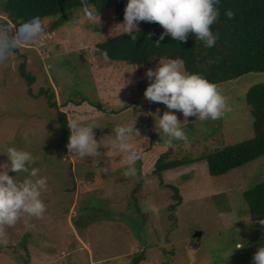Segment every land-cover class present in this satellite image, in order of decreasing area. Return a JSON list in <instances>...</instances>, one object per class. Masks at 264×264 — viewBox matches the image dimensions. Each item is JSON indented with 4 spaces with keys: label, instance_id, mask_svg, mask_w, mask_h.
Segmentation results:
<instances>
[{
    "label": "rangeland",
    "instance_id": "rangeland-1",
    "mask_svg": "<svg viewBox=\"0 0 264 264\" xmlns=\"http://www.w3.org/2000/svg\"><path fill=\"white\" fill-rule=\"evenodd\" d=\"M4 1L0 0V33L17 39L11 55L0 62V164L7 162L9 147L28 151L48 186L41 196L46 205L43 217L29 221L34 227L21 220L0 237V264H133L142 252L147 258L141 264H251L264 236L250 218L244 193L264 182V156L218 178L209 175L201 159L253 137V115L245 96L264 83V73L217 85L227 98L220 119L189 117L184 122L183 114L173 110L184 122L188 140L178 141L167 158L189 163L164 172L161 183L151 171L169 149L147 113L159 108L162 116L168 109L138 99L134 107L116 114L112 88L122 85L112 86L109 79H121L126 67L109 72L96 58L97 44L116 29L115 20L76 9L60 28H52L55 19L47 18L19 30L4 12ZM24 61L36 77L31 87L19 73ZM150 68L129 66L128 76L138 75L140 88ZM41 89L54 93L68 119L83 118L82 123L95 125V138H103L99 153L69 154L57 110L49 107L45 96L39 97ZM135 122L139 133L129 143L140 159L135 163L137 175L126 177L127 166L119 162L123 154L113 147L112 129ZM110 158L115 162L110 164ZM9 174L18 180L26 176ZM167 186L176 187L182 199L175 214L168 209L175 201ZM241 243L244 247L237 249Z\"/></svg>",
    "mask_w": 264,
    "mask_h": 264
},
{
    "label": "trees",
    "instance_id": "trees-1",
    "mask_svg": "<svg viewBox=\"0 0 264 264\" xmlns=\"http://www.w3.org/2000/svg\"><path fill=\"white\" fill-rule=\"evenodd\" d=\"M86 3L92 6L89 10L95 15L102 18L109 16L111 22L115 20V26L123 22L128 0H86ZM76 9H83L82 0H5L3 3L4 12L19 30L30 29L31 23L41 22L47 18L55 19L52 28H60L66 24L67 14ZM228 9L234 13L232 19L225 15ZM220 11L218 22L212 26V31L218 34L219 39L211 48L205 47L203 42H197L191 35L187 43L172 40L167 36L160 41V46H157L155 43L164 29L157 23L147 22L139 23L140 31L134 33L137 37L136 41L117 29H114L105 40H100L96 52L100 65L109 69V72L117 71L114 70L117 67L119 69L126 67V71L118 70L125 74L121 79L114 76L109 79L112 86L115 83L122 85L119 89L112 88L114 93H111L113 97L110 100L113 101V105L118 106L116 114L134 107L135 100L139 99L143 102L146 100L144 92L149 81L143 73L145 78L139 88L140 84L138 85L137 82L140 77L135 73L133 76H128L129 66L155 68L162 58H179L184 61L186 71L199 73L216 85L240 79L250 73H264V0H220ZM150 33L154 35L149 39ZM105 51L108 54L107 61L103 57ZM19 73L29 87L35 83L36 77L28 71L26 61L20 64ZM29 92L32 93L31 89ZM42 95L47 98L49 107L57 110V122L67 148L70 136L67 126L68 115L59 109L51 90L41 89L39 97ZM245 100L252 110L254 135L249 140L224 146L204 156L201 160H204L210 176L216 178L227 176L264 156V83L250 88ZM177 143L178 141H174L173 146ZM167 149L169 150L162 153L151 171L153 175L151 177H157L161 183L164 172L189 163L185 160H169L167 157L171 148ZM258 184L246 191L244 197L248 203L251 220L258 225V232L264 236V226L257 223L259 220H264V182ZM167 187L174 192L172 199L175 203L168 207L174 212L182 199L176 187ZM135 203V213L139 215L141 209L138 202ZM146 258V254L142 252L134 257L133 264H141Z\"/></svg>",
    "mask_w": 264,
    "mask_h": 264
},
{
    "label": "clouds",
    "instance_id": "clouds-1",
    "mask_svg": "<svg viewBox=\"0 0 264 264\" xmlns=\"http://www.w3.org/2000/svg\"><path fill=\"white\" fill-rule=\"evenodd\" d=\"M83 11L90 17L93 13L89 10L92 6L82 0ZM221 15L220 0H128L124 10L123 22L114 26L137 40L135 32L140 31V22L157 23L164 32L156 41L170 36L172 40L187 43L189 36H194L197 42H203L205 47H214L219 39L214 34L212 26L218 22ZM225 15L232 19L234 13L228 9ZM27 27V26H25ZM154 35L149 34V39ZM16 37L0 33V62L11 55V48L16 42ZM107 61L108 54L103 53ZM146 78L149 81L144 92V97L151 103H160L168 111L160 115V109L155 113H147L155 120V129L161 136L163 145L173 147L174 141L187 142L188 137L181 127L188 122L189 117H196L197 121L220 119L227 107V98L219 87L199 73H189L185 69L182 59L162 58L155 69H148ZM181 112L184 122L178 119L174 111ZM83 118L69 119L67 126L70 136L66 145L69 154L91 156L99 153L103 138L98 142L95 138L94 124L82 123ZM116 143L113 145L122 155L120 163L126 165L123 175L136 176L135 163L140 159L134 145L129 143L131 137L139 133L136 122L115 126ZM7 162L0 164V237L6 234V229L23 220L28 228L34 227L30 220L42 218L46 205L41 199L42 193L47 191V177L39 175L40 169L33 167L35 158L25 150L9 147L6 154ZM110 164L115 161H108ZM25 173L23 179L9 173ZM264 226V220L257 221ZM244 244H237V249H242ZM252 264H264V244H261L252 257Z\"/></svg>",
    "mask_w": 264,
    "mask_h": 264
},
{
    "label": "water",
    "instance_id": "water-1",
    "mask_svg": "<svg viewBox=\"0 0 264 264\" xmlns=\"http://www.w3.org/2000/svg\"><path fill=\"white\" fill-rule=\"evenodd\" d=\"M196 235H197V236H201V233H197Z\"/></svg>",
    "mask_w": 264,
    "mask_h": 264
}]
</instances>
